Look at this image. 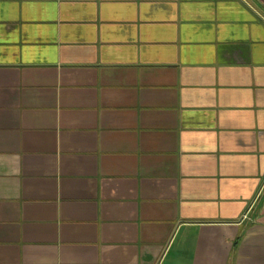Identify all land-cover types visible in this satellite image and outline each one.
<instances>
[{
    "label": "crops",
    "instance_id": "0c3cea01",
    "mask_svg": "<svg viewBox=\"0 0 264 264\" xmlns=\"http://www.w3.org/2000/svg\"><path fill=\"white\" fill-rule=\"evenodd\" d=\"M0 264H264V0H0Z\"/></svg>",
    "mask_w": 264,
    "mask_h": 264
}]
</instances>
